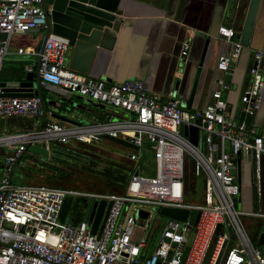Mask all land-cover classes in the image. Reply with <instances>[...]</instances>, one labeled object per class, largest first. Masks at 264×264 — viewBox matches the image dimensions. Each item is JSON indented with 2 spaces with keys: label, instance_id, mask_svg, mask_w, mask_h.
Segmentation results:
<instances>
[{
  "label": "built area",
  "instance_id": "built-area-1",
  "mask_svg": "<svg viewBox=\"0 0 264 264\" xmlns=\"http://www.w3.org/2000/svg\"><path fill=\"white\" fill-rule=\"evenodd\" d=\"M45 28L42 0H0V34L6 36L0 47V67L13 33ZM219 34L230 41L234 31L222 27ZM188 46L184 45L183 57ZM69 48L66 39L49 35L38 55L41 85L120 110L125 117L75 127L44 122L39 131L0 135V264H203L210 247L207 264H264V251L250 241L242 221L264 219V214L237 208L235 198L241 186L232 174L233 157L249 154L252 184L261 198L264 136L230 118L224 96L228 87L218 81L219 88L204 108L188 110L174 92L163 99L141 80L108 84L70 70ZM242 48L236 44L231 53L220 56L217 70L231 75L230 65L239 59ZM253 59L251 83L240 97V112L250 119L258 113L264 92V64L259 67L264 52H255ZM44 115L39 96L0 98V118L42 119ZM200 133L202 147L190 140ZM104 139L130 149L126 156L129 178L120 194L80 193L12 181L16 163L32 144L49 151L51 144L70 146ZM147 158L154 162L153 176L142 167ZM201 181L199 200H188L191 184ZM68 196L88 198L96 209L105 201L103 216L110 204L95 234L93 221L86 215L77 224L60 222ZM162 209L187 211V218L182 222L163 217Z\"/></svg>",
  "mask_w": 264,
  "mask_h": 264
},
{
  "label": "crops",
  "instance_id": "crops-1",
  "mask_svg": "<svg viewBox=\"0 0 264 264\" xmlns=\"http://www.w3.org/2000/svg\"><path fill=\"white\" fill-rule=\"evenodd\" d=\"M107 1L111 4L116 3L120 14L116 18L113 29L108 30L100 42L89 63L88 74L84 75L102 79L108 84L141 80L146 83L151 93L160 95L163 99L169 93H176L174 88L175 83L178 82L177 95L181 100L188 101L203 47L206 39H209L191 109L204 108L209 103L212 93L219 88L217 82L220 81L228 87L224 96L228 102L230 118L238 122L241 114L240 97L251 83L249 70L254 65V53L264 52L261 32L264 27V0H261L259 4L249 48H242L239 59L230 65L231 75L217 70V60L220 56L231 53L234 46L239 44L236 35L241 33L250 0ZM222 27L233 29L234 35L230 41L219 34V29ZM219 35L224 38H219ZM42 39L43 32L13 33L9 38L7 54L0 67V81L22 80L27 74H34L39 60ZM187 43L189 44L188 52L186 57H183V48ZM19 50H22L23 53L19 54ZM72 53L73 49L69 48L66 55L67 66ZM86 63H88L86 58L80 60L81 67ZM27 68H31L32 71L28 72ZM40 91L44 103L45 123L57 122L65 127H75L95 121L117 120L125 117V114L120 110L100 105L85 98L78 99V96L75 95L65 100L41 83ZM55 116L65 120H58ZM2 120L3 126L12 130L9 134L32 131L37 129L41 122V118H2ZM249 127L255 134L264 136V92L260 109L256 116L250 119ZM202 139L201 133L197 138L193 136L190 138L191 142L199 143L200 147H202ZM100 143L125 151L127 154L130 152V149L119 141L104 139ZM78 145L81 146V144H71L70 146L51 144L49 151H46L42 145L38 146L47 153H51L53 147H57L60 153H68L70 152L68 148ZM27 151L28 148L19 161L23 159ZM42 160L45 158L32 155L24 162L28 166V171L31 169V172H39L41 166L46 165ZM124 164L128 165L126 159ZM240 164L239 184L241 190L239 202L238 198L236 199L237 207L244 212L264 214V169L260 172L261 198H258L252 184L254 180L253 165L250 162L246 163V159L242 156ZM249 167L252 171L251 175ZM31 172L25 173L29 182L34 181L31 178ZM47 176L44 178L49 182ZM64 207L65 204L59 217L61 223L77 224L79 221L76 218L72 222L66 221ZM253 220L257 229L264 223V219L253 218ZM251 226H253L252 222ZM250 228L249 226L247 228L249 232Z\"/></svg>",
  "mask_w": 264,
  "mask_h": 264
},
{
  "label": "water",
  "instance_id": "water-1",
  "mask_svg": "<svg viewBox=\"0 0 264 264\" xmlns=\"http://www.w3.org/2000/svg\"><path fill=\"white\" fill-rule=\"evenodd\" d=\"M261 0H250L249 6L245 15V19L242 25L241 33L236 35V39L239 41V44L243 48H249L250 40L253 34L255 20L257 17V12ZM107 0H46L43 1V11L46 18V28L45 30H32L29 33H40L43 32L42 45L40 49V54L43 51L44 44L46 43L49 35L59 36L68 41V45L73 49L72 57L69 62L68 68L72 71H77L82 74H88L89 63L91 62L94 54L99 47L100 42L106 36L108 30L113 29V25L116 21L119 12L117 10L116 3L111 4ZM45 4L48 6V9L45 8ZM262 41L264 43V27L262 29ZM219 38H224L221 35ZM6 40L4 34H0V47L3 45V42ZM209 39H206L203 51L198 63V68L194 77V81L191 88L190 98L188 101L181 100L177 95L178 82L175 83L174 91L176 92V97L180 101V105L183 108L191 109L192 100L195 96L197 85L199 82L201 68L203 66L204 58L207 52ZM264 51V47H263ZM86 58L87 62L85 66L81 67L80 60ZM39 63L34 74H27L25 78L17 81H0V98H32L39 96L41 99L40 91V77H39ZM264 61L260 62L259 67H262ZM256 63H254V66ZM48 89L63 98L68 100L72 95L71 92L62 90L54 86H47ZM82 97L78 96V99ZM42 101V107H43ZM94 107L97 105L92 104ZM56 119L64 121L59 116H55ZM45 121V117L41 119L39 126L36 131H39L41 126ZM239 124H244L249 126L250 118L245 116L243 113L240 114L238 120ZM184 136H187V132H184ZM242 158L246 159V163L250 162V155L242 154ZM241 157H233V171L232 174L237 176L238 183L241 178ZM240 199V193L238 195V202ZM106 206L105 201H101L96 209V203L93 201L90 202V207L86 218L89 221H93L92 225V234H95L97 227L102 221L104 224L110 204L108 205L107 211L103 216V212ZM92 207V212H91ZM96 209V211H95ZM95 211V213H94ZM187 211L183 210H173V209H162L160 215L166 218H170L177 221L184 222L187 218ZM195 212L191 213V220L194 217ZM142 218H145V214H140ZM103 217V219H102ZM257 237L260 245H264V224H261L257 232ZM190 243V242H189ZM211 253V247L208 250L206 258L203 264H207Z\"/></svg>",
  "mask_w": 264,
  "mask_h": 264
},
{
  "label": "rangeland",
  "instance_id": "rangeland-1",
  "mask_svg": "<svg viewBox=\"0 0 264 264\" xmlns=\"http://www.w3.org/2000/svg\"><path fill=\"white\" fill-rule=\"evenodd\" d=\"M2 122L3 120L0 118V135H8L12 130L5 128ZM75 149L78 151L60 153L57 147H53L51 153H47L36 144L28 146L27 153L14 167L12 175L13 183H29V178L25 173L27 174L32 170L30 169L28 171V166L24 160L32 155H37L45 158L42 161L46 165H42L39 172H31V178L36 182L47 183L48 181L44 176L50 175L47 176V179L50 180L49 183L54 187L71 189L80 193L119 191L120 189L118 187H124L126 185L129 178V171L127 169L128 165L124 164L127 155L125 151L112 148L102 143L81 144V146L78 145ZM141 164L148 172V176L154 175L155 165L152 159L147 158ZM203 188V181L191 184L189 193L192 196L188 200H199ZM90 201L88 198L68 196L64 203L66 221L69 222L70 220L72 222L75 218L78 221L82 220L88 211ZM235 204L237 206L236 198ZM253 210L256 211V209ZM242 221L245 223L246 228L248 226L251 227L250 232L248 231L250 241L254 246L264 251V245L259 244L257 237L258 229L255 226L253 218L245 217ZM251 222L253 226H251Z\"/></svg>",
  "mask_w": 264,
  "mask_h": 264
},
{
  "label": "trees",
  "instance_id": "trees-1",
  "mask_svg": "<svg viewBox=\"0 0 264 264\" xmlns=\"http://www.w3.org/2000/svg\"><path fill=\"white\" fill-rule=\"evenodd\" d=\"M83 145V144H82ZM85 145V144H84ZM73 147V146H72ZM76 147H73V148H68V150L70 151V152H73V151H75L76 149H75ZM76 151H78V150H76ZM124 167H126L125 165H124ZM128 171H129V169H130V167L128 166ZM31 179V178H30ZM33 181V180H32ZM35 181V180H34ZM29 182V184H34V185H47V186H53V185H51L49 182H47V183H45V182H41V183H39V182ZM48 181V180H47ZM186 182H187V180H186ZM54 187V186H53ZM119 189V191H108V192H102V191H96V192H100V193H109V194H120L121 192H122V190H123V187H118ZM91 193V192H90Z\"/></svg>",
  "mask_w": 264,
  "mask_h": 264
},
{
  "label": "flooded vegetation",
  "instance_id": "flooded-vegetation-1",
  "mask_svg": "<svg viewBox=\"0 0 264 264\" xmlns=\"http://www.w3.org/2000/svg\"><path fill=\"white\" fill-rule=\"evenodd\" d=\"M43 1H46V0H42V2H43ZM45 8L48 9V6H47L46 4H45ZM250 166H251V165H250ZM250 169H251V168H250ZM250 169H249V170H250ZM251 174H252V171H250V175H251ZM263 224H264V223H263Z\"/></svg>",
  "mask_w": 264,
  "mask_h": 264
}]
</instances>
